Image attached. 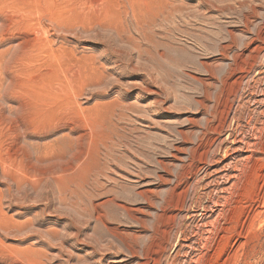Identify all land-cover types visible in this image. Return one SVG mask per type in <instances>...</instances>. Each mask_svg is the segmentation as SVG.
<instances>
[{
    "label": "rangeland",
    "instance_id": "1",
    "mask_svg": "<svg viewBox=\"0 0 264 264\" xmlns=\"http://www.w3.org/2000/svg\"><path fill=\"white\" fill-rule=\"evenodd\" d=\"M169 262L264 264V0H0V264Z\"/></svg>",
    "mask_w": 264,
    "mask_h": 264
},
{
    "label": "bare ground",
    "instance_id": "2",
    "mask_svg": "<svg viewBox=\"0 0 264 264\" xmlns=\"http://www.w3.org/2000/svg\"><path fill=\"white\" fill-rule=\"evenodd\" d=\"M251 52V51H250ZM245 56H247V55H245ZM234 76V75H233ZM229 115V114H228ZM235 119V118H234ZM226 125V124H225ZM224 130V129H223ZM230 139V138H229ZM207 147V146H206ZM242 149V148H241ZM222 152V151H221ZM225 155V154H224ZM204 166V165H203ZM197 170V169H196ZM180 186V185H179ZM177 189V188H176ZM204 215V214H203ZM203 217V216H202ZM168 239H169V235H168V237H167ZM182 242V241H181ZM181 245V244H180ZM176 252V251H175ZM166 254V253H165ZM155 255V254H154ZM170 256V255H169ZM157 258V257H156ZM162 260V259H161ZM171 260V259H170ZM153 262V261H152ZM171 262V261H170ZM170 262H169V264H170ZM163 264V263H162Z\"/></svg>",
    "mask_w": 264,
    "mask_h": 264
}]
</instances>
